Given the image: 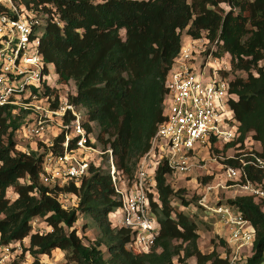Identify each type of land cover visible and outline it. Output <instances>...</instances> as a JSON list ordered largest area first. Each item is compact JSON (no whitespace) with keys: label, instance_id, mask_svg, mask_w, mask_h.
Instances as JSON below:
<instances>
[{"label":"trees","instance_id":"16d2710c","mask_svg":"<svg viewBox=\"0 0 264 264\" xmlns=\"http://www.w3.org/2000/svg\"><path fill=\"white\" fill-rule=\"evenodd\" d=\"M16 2L45 16L40 42L43 59L54 66L60 82L74 83L76 93L68 99L96 122L97 142L103 150L112 149L119 177H133L138 159L165 119V80L183 32L193 38L204 35L211 41L217 39L230 61L229 107L239 136L225 144L224 150L240 143L236 149L249 151L255 144L261 152L252 147L253 151L264 156V0ZM21 119L22 114L14 117L11 110L0 117V245L28 238L23 251L34 260H15L12 264H40L39 256L55 249L67 252L64 264H175L174 259L183 264L190 258L196 264L227 263L223 236L221 250L203 252L196 221L173 208L174 197L182 208L189 205L181 194L183 189L174 186L165 163L161 161L154 170L157 200H151V207L159 225L155 245L135 253L127 247L130 231L111 226L110 214L120 203L106 167L91 164L88 175L77 186L72 182L53 189L44 186L39 181L44 153L31 150L26 154L17 147L15 131ZM61 138L54 139L55 150H59ZM248 138L253 141L251 145L245 143ZM213 150L220 152L217 146ZM226 163L240 166L236 159ZM244 172L242 181L246 178L264 184L262 169L247 164ZM211 179V175H203L193 182L196 188H203ZM10 188L16 195L12 201L6 195ZM59 193L76 197L70 208L59 202ZM227 203L254 230L244 264H260L264 255V200L238 193ZM78 212L90 216L99 230V236L87 244L73 227ZM35 217L43 218L51 230L31 233L30 221Z\"/></svg>","mask_w":264,"mask_h":264},{"label":"built area","instance_id":"2783aa9c","mask_svg":"<svg viewBox=\"0 0 264 264\" xmlns=\"http://www.w3.org/2000/svg\"><path fill=\"white\" fill-rule=\"evenodd\" d=\"M54 21L62 25L59 20ZM45 25L42 12L26 8L16 0H0V117L6 115V110H11L14 117L22 114L21 125L15 131L17 147L26 154L31 150L44 153L40 183L52 189L70 182L77 186L88 175L91 164L106 167L120 203L110 214L111 226L129 230L127 247L141 253L154 247L159 231L151 207V200H157V165L165 163L171 177L176 178L191 176L198 169L200 174H210L208 163H214L223 169L221 175L233 182L228 186L219 181L206 184L198 193L197 204L217 216L226 229V235H221L226 241V264H244V249L250 250L254 230L233 205L210 204L211 193L218 186L235 187V191L263 201L264 184L242 178L246 177L247 164L264 171V156L252 147L249 151L236 149L240 143L224 150V145L239 133L229 107L231 64L218 40L211 41L204 35L181 37L179 52L165 80V119L150 138L148 150L138 159L133 177L128 179L118 176L112 149L99 146L96 122L90 121L84 110L68 99L76 93L74 83L60 82L54 66L43 59L40 42ZM227 109L232 113L230 129L221 125L222 112ZM58 136L62 138L59 150H55L54 139ZM248 139L245 143L251 145L253 141ZM214 146L219 153L215 154ZM228 159L238 160L240 166L227 164ZM69 198L76 197L58 194L64 208ZM115 212L120 214L116 218ZM23 240L0 245V264L17 260Z\"/></svg>","mask_w":264,"mask_h":264},{"label":"rangeland","instance_id":"374dc122","mask_svg":"<svg viewBox=\"0 0 264 264\" xmlns=\"http://www.w3.org/2000/svg\"><path fill=\"white\" fill-rule=\"evenodd\" d=\"M96 1L99 2L100 0H96ZM222 7L224 9H227L225 5H222ZM121 34L123 35L124 32L121 31ZM183 35H185L184 32L182 33V36ZM231 119H232L231 111L228 109L224 110L222 112V124H221L222 128L230 129L232 127V123L230 122ZM22 144L25 145L26 143L22 142ZM252 147L256 148L258 151H261V148L258 145L256 146L255 144H252ZM195 148L198 147L195 146ZM207 167L210 174H206L205 172H203V174H200L201 169H198L195 170L191 174V176L188 177H183V176H178L176 178L173 177L175 180L174 182L176 183L174 185L176 189H183V192H181V194H183L185 198L184 201H186L189 205L188 209L182 208L183 205L181 204L178 197H176L177 199H175L174 197L172 200V205L174 209L180 210L186 215L189 216L191 215L192 216L191 218L196 221L198 225V231L200 232V240H199L200 249L205 253L211 252L213 249H217V251L221 250L220 236L222 232L218 233L220 232V229H218L217 231L218 234H216V230L217 228L223 227V225L220 226V221L217 216L214 215L212 216L205 209L203 208L199 209V207H197V201H198L197 191L202 187L199 186L196 188L193 179H196L197 177L201 178L203 175H211L212 179L210 180L211 181L210 183L212 184H215L216 182L219 181L220 183H222V185L228 186L229 183L233 182V181L231 182L228 179H225L223 175H221L223 169H220L218 165L209 162ZM238 193L241 194V192L235 191V187H222V186L215 187L211 193L212 197L210 200V204H214L219 201L226 203L229 199L233 198ZM6 195L10 200L16 196L14 194L13 188L8 189ZM72 203H73V199L69 198L64 203L65 208H70L72 206ZM113 215L116 218L120 214L115 212ZM77 217L78 219L74 223L73 227L76 229L77 234L81 237L82 242L84 244H87L88 242L95 240L99 236V230L96 224L94 223V221L92 220V218L90 216H86L81 212H78ZM30 225L32 228L31 233L34 232L45 233L51 230V228L48 227L47 224L45 223L44 219L39 217L33 218L30 221ZM23 241L24 244L22 243L20 244L21 253L18 254L17 260L19 261L23 260L25 263H31L34 260V258L28 252L23 251V248L27 247L25 246V244L28 245V238H25ZM100 248L103 251L104 256L108 257L106 248L104 246H101ZM244 250L248 252V248H245ZM66 254H67L66 251L55 249L49 255L39 256V261L40 264H64ZM20 256H23V259L19 258ZM174 262L175 264H180L176 259H174ZM183 264H196V262L194 258H190L186 260ZM260 264H264V255H263V260Z\"/></svg>","mask_w":264,"mask_h":264},{"label":"crops","instance_id":"0c3cea01","mask_svg":"<svg viewBox=\"0 0 264 264\" xmlns=\"http://www.w3.org/2000/svg\"><path fill=\"white\" fill-rule=\"evenodd\" d=\"M263 210H264V207H263ZM213 216V215H212ZM220 226H222L221 224H220ZM218 229H220V232H218V233H221V235H226V229H225V227L223 226V227H220V228H217V230H216V234H218L217 233V231H218ZM200 233V232H199Z\"/></svg>","mask_w":264,"mask_h":264}]
</instances>
